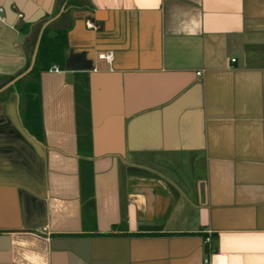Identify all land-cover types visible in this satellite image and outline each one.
Wrapping results in <instances>:
<instances>
[{
  "label": "crops",
  "instance_id": "crops-1",
  "mask_svg": "<svg viewBox=\"0 0 264 264\" xmlns=\"http://www.w3.org/2000/svg\"><path fill=\"white\" fill-rule=\"evenodd\" d=\"M64 7L40 138L0 98V264H264V0H0V82Z\"/></svg>",
  "mask_w": 264,
  "mask_h": 264
},
{
  "label": "trees",
  "instance_id": "trees-1",
  "mask_svg": "<svg viewBox=\"0 0 264 264\" xmlns=\"http://www.w3.org/2000/svg\"><path fill=\"white\" fill-rule=\"evenodd\" d=\"M66 19L64 7L61 12H59V16L55 22L57 27L55 28L54 35H49L51 29L55 27L54 23L53 26L52 24H47L41 31L31 68L27 70L31 62L33 49L26 54L27 60L24 68L14 75L5 76L1 82V84L5 83L24 72L14 84V89L18 93L19 109L22 118L21 124L26 131L34 132L38 138H40L38 135L42 133L39 76L41 72L47 71L54 64H58L60 67L62 66L65 58L64 50L66 47ZM36 39L37 35L32 39V47L36 42ZM72 80L74 85L75 116L77 125L82 126L87 132H89V88L87 75L82 72L75 73L73 74ZM90 136V132L85 133L83 136L89 145L91 141ZM80 137L79 134V139Z\"/></svg>",
  "mask_w": 264,
  "mask_h": 264
},
{
  "label": "flooded vegetation",
  "instance_id": "flooded-vegetation-1",
  "mask_svg": "<svg viewBox=\"0 0 264 264\" xmlns=\"http://www.w3.org/2000/svg\"><path fill=\"white\" fill-rule=\"evenodd\" d=\"M39 38V35L36 39V42L34 43L35 47L37 45V40ZM37 48V47H36ZM31 62H30V65L29 67L27 68V70H29L31 68ZM24 72H22L23 74ZM22 74H19L17 76H15L13 79L5 82V83H2L0 82V98H9L11 95H14L17 99H18V93L17 91L14 89V84L16 82V80L22 75ZM14 80V81H13ZM11 81H13V83H10ZM10 89V90H9ZM19 111V115H20V109H18ZM19 119L21 120L20 116H19Z\"/></svg>",
  "mask_w": 264,
  "mask_h": 264
},
{
  "label": "built area",
  "instance_id": "built-area-1",
  "mask_svg": "<svg viewBox=\"0 0 264 264\" xmlns=\"http://www.w3.org/2000/svg\"><path fill=\"white\" fill-rule=\"evenodd\" d=\"M2 9L0 8V11ZM111 58V54H107L106 55V59H110ZM197 74H200V72H197ZM204 243H205V249H206V255L203 258V263L204 264H209L210 262V257L211 255L214 253L215 249L211 244V237H210V232L208 231V235L205 236L204 238Z\"/></svg>",
  "mask_w": 264,
  "mask_h": 264
},
{
  "label": "rangeland",
  "instance_id": "rangeland-1",
  "mask_svg": "<svg viewBox=\"0 0 264 264\" xmlns=\"http://www.w3.org/2000/svg\"><path fill=\"white\" fill-rule=\"evenodd\" d=\"M0 33H2L3 35H6V36H3V37H7V36H10V34H9V31L6 29V27L5 26H3L2 24H0ZM3 37H1L0 38V49L1 50H4V48H3V46H4V44L2 43V39H4ZM24 42V39L23 38H21L20 39V47H22V43ZM21 49V48H20ZM18 56V55H17ZM3 64V65H2ZM16 66V64L15 65H12L11 63L9 64V63H0V71H4L5 69H13L14 67Z\"/></svg>",
  "mask_w": 264,
  "mask_h": 264
},
{
  "label": "water",
  "instance_id": "water-1",
  "mask_svg": "<svg viewBox=\"0 0 264 264\" xmlns=\"http://www.w3.org/2000/svg\"><path fill=\"white\" fill-rule=\"evenodd\" d=\"M37 43H38V40H37ZM36 47H37V45H36ZM36 47H35V49H34V52H33L32 58H31V64H32V62H33V60H34V56H35V52H36ZM13 81H14V80H13ZM13 81H11L10 83H13Z\"/></svg>",
  "mask_w": 264,
  "mask_h": 264
}]
</instances>
